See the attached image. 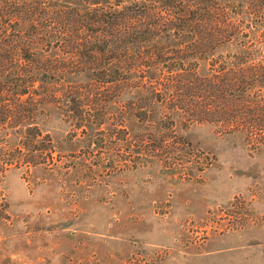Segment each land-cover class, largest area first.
<instances>
[{
    "label": "trees",
    "instance_id": "obj_1",
    "mask_svg": "<svg viewBox=\"0 0 264 264\" xmlns=\"http://www.w3.org/2000/svg\"><path fill=\"white\" fill-rule=\"evenodd\" d=\"M80 4L0 0V143L15 135L27 165H48L59 153L36 122L48 103L81 135L110 120L113 155L133 166L185 143L174 117L264 144V0ZM128 93L132 101L112 105ZM156 108L161 132L129 138L126 113L147 125ZM8 164L0 159V173Z\"/></svg>",
    "mask_w": 264,
    "mask_h": 264
},
{
    "label": "rangeland",
    "instance_id": "obj_2",
    "mask_svg": "<svg viewBox=\"0 0 264 264\" xmlns=\"http://www.w3.org/2000/svg\"><path fill=\"white\" fill-rule=\"evenodd\" d=\"M160 114L146 125L127 112L129 138L161 132ZM109 121L81 135L45 104L37 126L59 151L48 165H27L13 134L0 143V264H264V144L174 117L185 143L133 166L113 155Z\"/></svg>",
    "mask_w": 264,
    "mask_h": 264
}]
</instances>
